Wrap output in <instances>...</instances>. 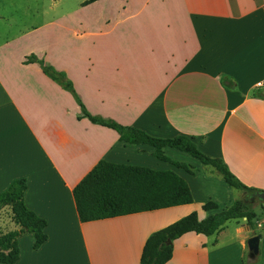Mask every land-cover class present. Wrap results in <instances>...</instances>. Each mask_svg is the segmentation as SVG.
I'll return each mask as SVG.
<instances>
[{"label": "crops", "instance_id": "obj_1", "mask_svg": "<svg viewBox=\"0 0 264 264\" xmlns=\"http://www.w3.org/2000/svg\"><path fill=\"white\" fill-rule=\"evenodd\" d=\"M46 11L0 42V194L25 179L24 204L46 222L37 251L32 234L19 236L16 264H140L153 233L247 198L185 153L163 149L193 174L79 119L77 101L39 61L66 75L91 116L156 139L185 136L244 186L264 191V0H85ZM100 161L173 172L193 202L81 223L73 190ZM207 203L218 209L204 212ZM253 211V225L232 220L212 236H181L166 264H264V204ZM253 237L256 255L247 247Z\"/></svg>", "mask_w": 264, "mask_h": 264}, {"label": "trees", "instance_id": "obj_2", "mask_svg": "<svg viewBox=\"0 0 264 264\" xmlns=\"http://www.w3.org/2000/svg\"><path fill=\"white\" fill-rule=\"evenodd\" d=\"M35 57L27 58L25 63H34ZM43 74L69 92L81 108L80 118L92 124L115 131L119 141L125 145H146L153 148L152 156L193 174L192 167L169 160L163 153L171 148L198 160L204 167L212 168L232 189L242 192L246 199L234 201L229 207L199 221L196 213H191L176 223L153 233L147 239L140 264H166L172 256V243L187 233L212 236L223 225L232 220L246 219L253 225L256 218L254 204L248 201L253 195L264 191L250 189L234 177L220 160L211 158L198 150L194 142L178 136L173 139H156L143 131L123 127L110 120L91 116L76 97L72 83L63 72L52 66L38 62ZM257 96V95H256ZM26 180L14 181L0 194V211L8 207L19 230L0 236V264H16L19 259L18 238L22 234H32V249L37 251L47 240L46 222L28 210L24 204ZM73 198L78 219L81 223L100 221L126 215L152 212L171 207L188 205L193 202L187 183L173 172H158L140 167L116 165L100 161L74 188ZM213 203L203 205L204 212L217 210ZM170 241V244L167 242ZM253 257L252 254L249 256ZM244 264H250L244 260Z\"/></svg>", "mask_w": 264, "mask_h": 264}, {"label": "rangeland", "instance_id": "obj_3", "mask_svg": "<svg viewBox=\"0 0 264 264\" xmlns=\"http://www.w3.org/2000/svg\"><path fill=\"white\" fill-rule=\"evenodd\" d=\"M57 1H59L58 7L53 8L52 3ZM78 1L85 0H0V42L25 33L28 27L34 26L39 20L44 10H47L48 15L55 16L60 14L61 10H70ZM49 7H52V10L49 11ZM208 169L211 170L210 167ZM17 227L10 209L3 208L0 211V236L15 231Z\"/></svg>", "mask_w": 264, "mask_h": 264}, {"label": "water", "instance_id": "obj_4", "mask_svg": "<svg viewBox=\"0 0 264 264\" xmlns=\"http://www.w3.org/2000/svg\"><path fill=\"white\" fill-rule=\"evenodd\" d=\"M249 201L251 203H259L264 204V192L257 193L253 195ZM167 244H170V241L167 242ZM247 247L250 253L256 255L258 254V238L253 237L247 242Z\"/></svg>", "mask_w": 264, "mask_h": 264}]
</instances>
